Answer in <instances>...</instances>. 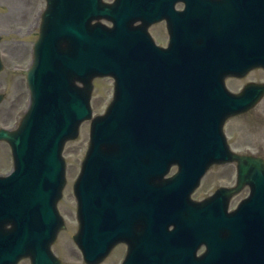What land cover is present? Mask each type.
<instances>
[{
	"label": "water",
	"instance_id": "95a60500",
	"mask_svg": "<svg viewBox=\"0 0 264 264\" xmlns=\"http://www.w3.org/2000/svg\"><path fill=\"white\" fill-rule=\"evenodd\" d=\"M91 46L100 48L105 58L96 67L92 63L90 81L96 75L97 69L111 60L117 53V50L111 49L105 43V40L96 41ZM109 50L110 52H108ZM52 63L56 69L55 61H52ZM71 63L72 71L66 74V79L62 76L57 77L59 81L58 89L47 85L45 79L39 81L30 113L31 118L29 116L30 119L28 118L23 123L18 133L14 136H8V139L12 141L18 151L20 150L21 156L23 158L30 157V159L21 164L22 173L19 177L22 183L21 191L14 190L15 188L9 187L7 184L3 186V189H7L9 195L0 192V264H15L20 258L27 256H30L33 264H38V261L39 264L50 263L49 246L55 237L56 230L61 226L56 213L55 199L60 196L61 188L64 185V161L61 158L63 144L70 137L76 136L80 123L90 117L88 103L91 90V87H89L90 81H85L88 86L83 91L75 90L79 95L76 94L73 97L71 93L67 94L69 92L68 87L72 89L68 85V79L78 66V62ZM208 73L210 72L199 68L196 64L191 65L188 70L189 77H187L189 81L187 87L188 97H193L195 100H199V96L204 97L202 92L211 87L203 81V78H211ZM32 75L33 73L30 76ZM79 79L84 80V76L80 75ZM213 87L220 89V86L217 85ZM127 92V88L121 87V90L117 91L119 98L116 96V100L110 107L108 114L93 121L92 133L93 139H95V147L92 146L91 151L94 150L92 158L95 160L117 159L119 154L116 149L117 145L122 147L121 151L126 156L137 152L140 146H147L148 143L150 148L152 147V151H157V139H163L162 134L157 132H152L150 135L146 132H135L133 120L127 117L119 118L118 106L121 107L126 102ZM216 93L219 95L218 92ZM207 97L216 99L215 93L208 94ZM221 97L225 103L220 102L216 105L214 103L215 111H219L213 116L214 118L208 116L205 110L200 109L204 115L203 125L201 124L200 127H207L204 136L207 144L205 148H207V152L212 153L210 157L214 159L220 158L221 152L225 151L221 136V128L225 119L236 113L238 108L241 109L244 106V101L247 100L246 94L241 97L228 95ZM196 108L198 110L197 106ZM245 109L246 107H243L240 111ZM151 112L152 110L141 116L145 126L153 118ZM18 137L19 139L16 141ZM167 137L174 138V140L178 139V136L173 133L167 134ZM200 138H203V135L187 134V148L198 152L196 143L199 142ZM99 144L102 146L97 147ZM219 150L221 151L219 152ZM111 152H114V154ZM152 154L157 159L163 158L162 155ZM29 174L31 179L28 178ZM107 175L114 178L115 174L114 172H108ZM85 178V169H83V174L77 183L80 193L85 190ZM78 238L77 241L87 253L84 236L81 235Z\"/></svg>",
	"mask_w": 264,
	"mask_h": 264
},
{
	"label": "rangeland",
	"instance_id": "374dc122",
	"mask_svg": "<svg viewBox=\"0 0 264 264\" xmlns=\"http://www.w3.org/2000/svg\"><path fill=\"white\" fill-rule=\"evenodd\" d=\"M27 9H31L30 12L32 13L35 11L34 0H0V27L5 26L9 28V34L0 39L1 51L6 64L5 70L0 73V91L7 93L6 100L0 106V127L17 126L26 107V103L23 100L27 91L23 75H21V71L18 68L28 65L33 42V39L22 38L20 32V27L27 20L24 18ZM98 83L99 85L93 98L95 114H100L105 110L112 93V87L108 81H99ZM256 112L264 114V104L259 106ZM234 120L228 122L226 134L232 145L234 144L243 150L244 145L241 144L244 142L243 136L246 133L244 121L240 122L243 118L238 119L237 121L240 123L232 127ZM253 128V138L264 137V132L260 130L261 128L259 129L257 125H253ZM88 138L89 123H86L82 127L79 139L68 143L65 148V157L69 165L68 185L64 193V199L60 204V209L66 218L68 229L61 233L58 242L53 247L55 253L64 261V264H84L80 251L72 241V234H74L77 228L72 183L79 174ZM240 138L241 140H239ZM11 158L9 146L6 143L0 142V171L11 169ZM20 264L30 263L28 260H24Z\"/></svg>",
	"mask_w": 264,
	"mask_h": 264
},
{
	"label": "flooded vegetation",
	"instance_id": "af4514ba",
	"mask_svg": "<svg viewBox=\"0 0 264 264\" xmlns=\"http://www.w3.org/2000/svg\"><path fill=\"white\" fill-rule=\"evenodd\" d=\"M216 1L218 3L216 4V6H214L213 10L216 14V21L218 22V24L220 23L217 27L220 30L219 32L224 33V35H228L227 33H229V30L231 28L229 20L231 14L234 13V11L229 6H226L225 0ZM166 5L168 18L166 17L164 21L150 24L148 27V31L153 39L163 47H167L169 45L171 32H177L181 46L182 39H184L187 35L186 17L182 16V14L175 15V12H173L172 10H175L176 12L184 11L186 8V3H184L183 0H166ZM225 22H228V24H225ZM196 194L199 197L204 196V193L202 191H198ZM124 247H126L124 244H120L117 246V264H121L124 259L121 256L123 254Z\"/></svg>",
	"mask_w": 264,
	"mask_h": 264
}]
</instances>
